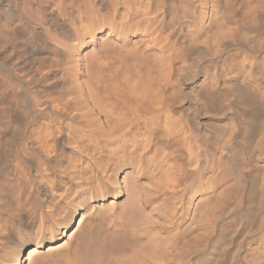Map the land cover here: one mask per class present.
<instances>
[{"label": "bare ground", "instance_id": "bare-ground-1", "mask_svg": "<svg viewBox=\"0 0 264 264\" xmlns=\"http://www.w3.org/2000/svg\"><path fill=\"white\" fill-rule=\"evenodd\" d=\"M0 264H264V0H0Z\"/></svg>", "mask_w": 264, "mask_h": 264}, {"label": "rangeland", "instance_id": "rangeland-1", "mask_svg": "<svg viewBox=\"0 0 264 264\" xmlns=\"http://www.w3.org/2000/svg\"><path fill=\"white\" fill-rule=\"evenodd\" d=\"M42 3H44V2L42 1ZM74 9H75V5H74ZM42 20H43V18H42ZM43 21H44V20H43ZM43 21L40 20V22H37V21H36L35 23H36V24L39 23V24H38V27H40V26H42V25L44 24ZM40 23H42V24L40 25ZM39 25H40V26H39ZM129 41H130V42H128L127 44L130 43V44H129V47L131 48V51H133L132 48H134V47H131V44H132V45H136V44H138V43H137L136 41H134V40H129ZM132 41H133V42H132ZM131 42H132V43H131ZM134 42H136V44H134ZM127 44L124 45V46H121L120 48H119V47H118L117 49L115 48V50H114V48H113V50L115 51V53L117 52L116 54H119V53H120V49H121V48H123L124 51H125V50L127 51L128 49H129V51H130V48H127V49H126V47L128 46ZM138 45H139V44H138ZM138 45H136L137 47L135 46V48H134L135 51H133L134 53L132 54L133 58L127 57V55H126L127 52H128V56H129V55L131 56V54H129V51H127V52L125 51L126 53L123 51V52H124V55H125L123 58H125V59H122V60H124V62H125V60H126V63H129V61L131 60L130 64H131V65H134V63H133V62H134V61H133V60H134V55H135V58L138 57V56L135 54L136 50L139 49V46H140V45H139V46H138ZM125 46H126V47H125ZM112 47H114V46H112ZM115 47H117V46H115ZM110 49H111V50H110ZM123 49H121V50H123ZM107 50H108V52H107ZM107 50H106L105 52L109 53V52L112 51V48H109V49H107ZM109 50H110V51H109ZM116 50H117V51H116ZM114 51H112V52H114ZM118 51H119V52H118ZM112 52H111V53H112ZM123 52L121 51V53H123ZM115 53H114V56H115ZM131 53H132V52H131ZM112 54H113V53H112ZM119 55H122V54H119ZM116 56H117V55H116ZM122 56H123V55H122ZM120 57H121V56H120ZM126 57H127V58H130V59H128L129 61L127 60ZM121 58H122V57H121ZM138 58H139V57H138ZM132 59H133V60H132ZM135 60H136V59H135ZM127 61H128V62H127ZM126 63H125V65H124V63H123V61H122L123 68H124V66H125L126 70H128V71H129V69H131V67L133 68V66L130 67V64H128V65H129V66H128ZM132 63H133V64H132ZM140 64H142V62H140ZM127 68H128V69H127ZM131 71H133V70L131 69Z\"/></svg>", "mask_w": 264, "mask_h": 264}]
</instances>
